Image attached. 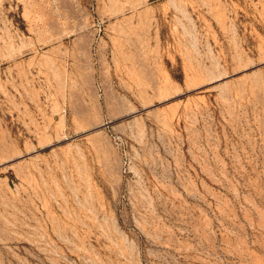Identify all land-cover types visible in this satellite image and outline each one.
<instances>
[{
    "label": "rangeland",
    "instance_id": "374dc122",
    "mask_svg": "<svg viewBox=\"0 0 264 264\" xmlns=\"http://www.w3.org/2000/svg\"><path fill=\"white\" fill-rule=\"evenodd\" d=\"M0 264H264V0H0Z\"/></svg>",
    "mask_w": 264,
    "mask_h": 264
}]
</instances>
